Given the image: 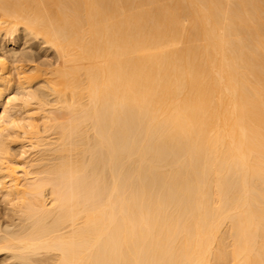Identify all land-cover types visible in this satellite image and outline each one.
Wrapping results in <instances>:
<instances>
[{
  "label": "bare ground",
  "instance_id": "bare-ground-1",
  "mask_svg": "<svg viewBox=\"0 0 264 264\" xmlns=\"http://www.w3.org/2000/svg\"><path fill=\"white\" fill-rule=\"evenodd\" d=\"M0 264H264V0H0Z\"/></svg>",
  "mask_w": 264,
  "mask_h": 264
},
{
  "label": "rangeland",
  "instance_id": "rangeland-1",
  "mask_svg": "<svg viewBox=\"0 0 264 264\" xmlns=\"http://www.w3.org/2000/svg\"><path fill=\"white\" fill-rule=\"evenodd\" d=\"M52 138H54V136H52Z\"/></svg>",
  "mask_w": 264,
  "mask_h": 264
}]
</instances>
